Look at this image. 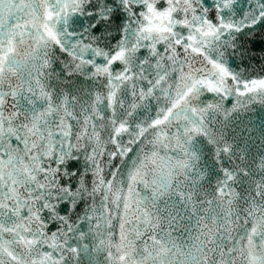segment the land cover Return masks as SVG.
Segmentation results:
<instances>
[{
    "label": "snow or ice",
    "instance_id": "obj_1",
    "mask_svg": "<svg viewBox=\"0 0 264 264\" xmlns=\"http://www.w3.org/2000/svg\"><path fill=\"white\" fill-rule=\"evenodd\" d=\"M0 264H264V0H0Z\"/></svg>",
    "mask_w": 264,
    "mask_h": 264
}]
</instances>
